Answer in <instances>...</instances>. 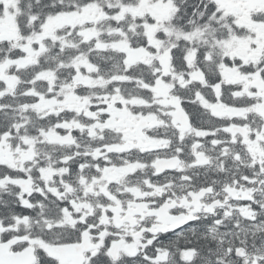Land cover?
<instances>
[{
    "label": "snow or ice",
    "instance_id": "1",
    "mask_svg": "<svg viewBox=\"0 0 264 264\" xmlns=\"http://www.w3.org/2000/svg\"><path fill=\"white\" fill-rule=\"evenodd\" d=\"M0 264H264V0H0Z\"/></svg>",
    "mask_w": 264,
    "mask_h": 264
}]
</instances>
